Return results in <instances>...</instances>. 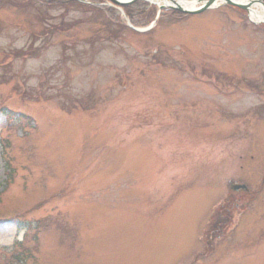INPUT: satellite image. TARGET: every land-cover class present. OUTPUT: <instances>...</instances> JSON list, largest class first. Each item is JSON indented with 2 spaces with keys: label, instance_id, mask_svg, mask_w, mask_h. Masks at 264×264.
<instances>
[{
  "label": "rangeland",
  "instance_id": "obj_1",
  "mask_svg": "<svg viewBox=\"0 0 264 264\" xmlns=\"http://www.w3.org/2000/svg\"><path fill=\"white\" fill-rule=\"evenodd\" d=\"M7 1L0 264L24 230L26 264H264V30Z\"/></svg>",
  "mask_w": 264,
  "mask_h": 264
},
{
  "label": "bare ground",
  "instance_id": "obj_2",
  "mask_svg": "<svg viewBox=\"0 0 264 264\" xmlns=\"http://www.w3.org/2000/svg\"><path fill=\"white\" fill-rule=\"evenodd\" d=\"M127 1V0H124ZM151 4H154L158 7L163 6V5H178L184 8H197L201 4H203L206 0H145ZM236 2L244 3V4H251L254 2V0H234ZM255 13H256V18L259 20H264V13L259 6V4L254 5Z\"/></svg>",
  "mask_w": 264,
  "mask_h": 264
},
{
  "label": "water",
  "instance_id": "obj_3",
  "mask_svg": "<svg viewBox=\"0 0 264 264\" xmlns=\"http://www.w3.org/2000/svg\"><path fill=\"white\" fill-rule=\"evenodd\" d=\"M111 1L116 3V4H119V5H128V4H131V3L138 1V0H132L131 2H120L118 0H111ZM218 1L221 2L222 4H229V5H233V6H236L238 8H241V9H247L246 6L238 4L233 0H210L205 5L201 6L199 9L193 10V11L184 10L182 8H178V9L172 8V9L178 10V11L186 13V14H197V13L203 12L204 10H207L208 8H210L212 5H214Z\"/></svg>",
  "mask_w": 264,
  "mask_h": 264
},
{
  "label": "trees",
  "instance_id": "obj_4",
  "mask_svg": "<svg viewBox=\"0 0 264 264\" xmlns=\"http://www.w3.org/2000/svg\"><path fill=\"white\" fill-rule=\"evenodd\" d=\"M13 260H15L14 264H25L23 260H20V258L14 257Z\"/></svg>",
  "mask_w": 264,
  "mask_h": 264
}]
</instances>
